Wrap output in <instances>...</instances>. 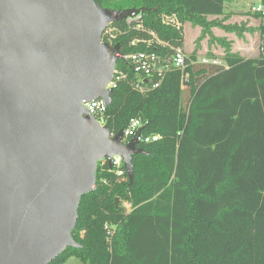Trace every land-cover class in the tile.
Returning a JSON list of instances; mask_svg holds the SVG:
<instances>
[{"label": "trees", "instance_id": "1", "mask_svg": "<svg viewBox=\"0 0 264 264\" xmlns=\"http://www.w3.org/2000/svg\"><path fill=\"white\" fill-rule=\"evenodd\" d=\"M228 1L96 0L116 10L146 8V30H129L125 19L114 22L122 30L114 42L124 53L149 49L163 57L168 48L130 42L154 32L183 46L184 27L163 24L161 14L208 27L207 16L224 14ZM259 28L257 56L227 51L218 62L193 53L184 71L170 69L145 93L126 81L113 89L106 114L111 131L138 117L145 134L161 139L139 144L149 154L133 156V182L128 176L118 181L99 165L97 188L81 198L73 231L81 247H69L49 264L70 257L83 264H264V22ZM151 79L159 78L155 73L144 82Z\"/></svg>", "mask_w": 264, "mask_h": 264}, {"label": "water", "instance_id": "2", "mask_svg": "<svg viewBox=\"0 0 264 264\" xmlns=\"http://www.w3.org/2000/svg\"><path fill=\"white\" fill-rule=\"evenodd\" d=\"M146 8L96 0H0V264H49L69 247L81 198L98 164L149 154L90 115L83 102H112L121 47L108 25ZM172 61V58L169 57ZM119 199L117 198V201Z\"/></svg>", "mask_w": 264, "mask_h": 264}, {"label": "built area", "instance_id": "3", "mask_svg": "<svg viewBox=\"0 0 264 264\" xmlns=\"http://www.w3.org/2000/svg\"><path fill=\"white\" fill-rule=\"evenodd\" d=\"M250 12L252 14H260L264 19V4L258 3L256 5H251ZM143 13H138L133 16L127 17L125 22L129 30H138L145 31V26L143 22ZM163 24L171 26L176 29H181L185 26L179 19L176 13L167 14L163 13L160 16ZM122 33V30L113 26V23L109 24L107 29L105 30L102 41L111 45L116 44L114 41L116 37ZM152 35L151 38L148 39H134L130 42L131 46H138L140 43L145 44L147 47L151 46L153 43L160 45L161 47L168 48L170 51L167 53L166 57H163L156 50H132L129 52L120 53V59L117 61L115 72L113 79L108 83L107 88L114 89L117 85L126 81L131 84V86L140 93H145L149 91L151 88L158 87L161 83L162 79L165 76V73L172 68H179L184 71L186 66V55L183 46L173 45L168 41L160 39L154 32H150ZM169 57L172 58V61L169 60ZM130 67L132 71L138 75L137 79H132L129 77L128 72L125 67ZM157 74L158 80L153 81L150 80L149 83L144 82L147 80L148 76L152 74ZM189 75L187 73H183V80H188ZM83 106L86 108L87 112L90 115H93L97 121L102 125H107V109L108 104L103 98H97L89 102H83ZM146 122H144L141 118L134 117L131 118L127 127L124 128L123 141L125 143L130 140H135L138 143H152L161 139L160 134H145L142 129L145 126ZM99 165L102 170L108 166V171L113 172L118 181L125 180L128 176L127 169L124 166L123 159L120 155H114L112 158V165L109 167L108 158L103 159L99 162ZM125 208L128 210L131 208V204L129 202H124ZM105 228L107 229V234L109 237L112 236L114 230L113 228L106 223Z\"/></svg>", "mask_w": 264, "mask_h": 264}, {"label": "rangeland", "instance_id": "4", "mask_svg": "<svg viewBox=\"0 0 264 264\" xmlns=\"http://www.w3.org/2000/svg\"><path fill=\"white\" fill-rule=\"evenodd\" d=\"M258 3L260 0H230L226 2L222 17L207 16V20L211 22L208 27L188 20L183 32V47L186 55L189 56L194 53L199 61L223 62V57L227 51L234 52V45L240 51H245V56L259 55L263 39L262 41H234V37L241 39L246 35V32H249V35L254 33L250 28L255 27V25L249 26L247 20L250 21L254 18V14L252 15L249 10L251 5ZM244 15L246 19L241 20L240 17ZM258 30L260 32V28ZM240 51L236 53L240 54ZM73 236H76V233ZM66 264L83 263L74 257H70Z\"/></svg>", "mask_w": 264, "mask_h": 264}, {"label": "crops", "instance_id": "5", "mask_svg": "<svg viewBox=\"0 0 264 264\" xmlns=\"http://www.w3.org/2000/svg\"><path fill=\"white\" fill-rule=\"evenodd\" d=\"M218 16L222 17L223 15H218ZM218 16H215V17H218ZM240 18H242L241 20L246 19L245 15L240 17ZM263 20L264 19L256 17L255 15H254V18L251 19L250 21L247 20L249 26L255 25V27L250 28L251 30H253L252 32H254V33L249 35V32H246V35L243 36L241 39L234 37V41H259V40L262 41L263 38L261 35V31L259 32V30H258V28H259L258 26H260L262 24ZM226 35H228V34L226 33ZM238 51H240V49L234 45V52H238ZM241 51H240V54L245 56V54H244L245 51H243V50H241ZM246 57H251V56H246Z\"/></svg>", "mask_w": 264, "mask_h": 264}]
</instances>
